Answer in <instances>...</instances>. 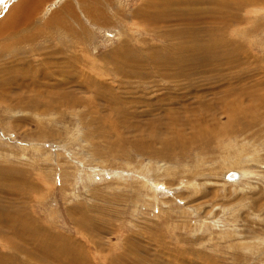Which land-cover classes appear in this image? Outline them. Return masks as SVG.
I'll list each match as a JSON object with an SVG mask.
<instances>
[{
    "label": "rangeland",
    "instance_id": "374dc122",
    "mask_svg": "<svg viewBox=\"0 0 264 264\" xmlns=\"http://www.w3.org/2000/svg\"><path fill=\"white\" fill-rule=\"evenodd\" d=\"M32 1L20 28L0 3V263L49 264L3 228L21 212L57 264H264V106L241 95L264 85V0ZM192 20L236 63L176 77Z\"/></svg>",
    "mask_w": 264,
    "mask_h": 264
},
{
    "label": "bare ground",
    "instance_id": "6f19581e",
    "mask_svg": "<svg viewBox=\"0 0 264 264\" xmlns=\"http://www.w3.org/2000/svg\"><path fill=\"white\" fill-rule=\"evenodd\" d=\"M19 4L16 6L17 9L13 10L12 11V17H17L18 21H19V28L21 27V25H25V23H29V21H31L33 19L34 16H36V6L35 4L33 3L32 0H18ZM28 1V5H26V2ZM178 1V0H177ZM233 1V2H232ZM29 2L31 3L30 6H29ZM173 2V1H172ZM181 2V1H180ZM184 2H187L189 3V1H184ZM252 2V1H251ZM233 3H236V1L234 0H228V1H225V2H222V3H219V4H215V5H218L220 8H223V9H229V10H232L231 8V5ZM263 3V2H262ZM200 4V3H199ZM239 4V3H238ZM237 4V8H240L241 6ZM213 5V4H212ZM1 6V5H0ZM38 7V6H37ZM169 7V6H168ZM236 7H235V11H236ZM6 8V7H5ZM2 9V8H1ZM0 9V10H1ZM68 9V8H67ZM171 10V9H170ZM69 11V10H68ZM151 11V10H150ZM149 11V12H150ZM152 12V11H151ZM144 14V13H143ZM156 14V13H155ZM9 15V16H10ZM148 15V14H147ZM59 14H55L53 16V19L56 20V22L59 21V18L58 17ZM145 16V14H144ZM150 16V15H149ZM154 16V14H153ZM61 17V16H60ZM58 18V19H57ZM151 18V17H150ZM158 18V16H157ZM16 19V20H17ZM144 19H146L144 17ZM148 19V18H147ZM167 19V18H166ZM13 20V19H11ZM65 20V19H64ZM181 20V19H180ZM9 20L5 21L2 25V27L0 26V33H4L6 32L5 29H13L12 31H15L14 29L16 28V25L13 23V22H8ZM171 21V20H170ZM148 22V21H147ZM154 22V21H153ZM169 22V21H168ZM172 22V21H171ZM174 22V21H173ZM62 23V22H61ZM170 23V22H169ZM199 24V22L197 20H192V22H190L187 26L188 28H184V22L183 23H180L179 25V29L178 30H172L170 31L168 37L171 38H178V37H181L182 39H184L183 41V44H181V49H180V52L179 53H175L177 54V56H173V57H176L178 58V60H175L176 62L174 63V66L176 69H178L177 72H175V76L176 77H181L183 73L187 72V77H189L190 75H200L201 74V70H202V73L207 69H209V72L212 70H210L211 67L214 66V64L212 63L214 60L217 62H220L221 65H225V64H234L236 63V59H235V52L234 51H231L228 53V51L224 50L223 48H225L226 46H221V45H218L216 46L215 48H211V47H208V45H206V43L204 42V40L202 39L203 38V35L204 33H207L208 36L210 35H213V31L215 29V26L217 24H219L217 22H215V26H213L212 23L211 24V29L209 28H206V30H203V31H198L196 29V26ZM22 26V27H23ZM218 26V25H217ZM18 28V29H19ZM217 29L221 28L220 26L216 27ZM226 28V26H225ZM41 29V28H40ZM175 29V28H174ZM177 29V28H176ZM18 31V30H17ZM7 33V32H6ZM44 33V32H42ZM166 33V32H165ZM166 35V34H165ZM10 36V35H9ZM11 37V36H10ZM35 37V36H34ZM248 37V36H247ZM23 40H25L23 38ZM174 40V39H173ZM220 40V39H219ZM28 41V40H27ZM27 41H24L23 43H26ZM224 41V40H223ZM222 41V42H223ZM22 42V41H20ZM197 43L195 46L191 45V43ZM18 44H20L19 42H17ZM221 44V43H219ZM9 48V47H8ZM180 48V47H179ZM4 52L6 51L3 50ZM3 51H1L3 53ZM176 51V50H175ZM0 52V53H1ZM170 52H174L173 49L170 51ZM217 52V53H215ZM24 53V52H23ZM238 53V52H236ZM172 55V53H169ZM45 56V55H44ZM166 60V59H165ZM25 61V60H24ZM24 61L21 60L19 61L20 64L23 63L24 65ZM33 61V60H32ZM34 62V61H33ZM32 62V63H33ZM162 62V61H161ZM164 62V61H163ZM167 62V61H165ZM13 61L10 63L11 66H14L13 65ZM48 63V62H47ZM40 65V64H39ZM159 65V64H158ZM212 65V66H211ZM37 66V64H36ZM170 66V65H169ZM41 67V66H40ZM167 67V66H165ZM173 69V68H172ZM7 70V69H6ZM35 70V69H33ZM42 70V69H41ZM182 70V72H181ZM204 70V71H203ZM40 70L38 69L37 73H35V75L32 76V80H33V83L37 81V79L40 77V76H44L46 75L45 73L43 72H39ZM43 71V70H42ZM176 71V70H175ZM45 72V70H44ZM16 73V72H15ZM249 72H246V74L248 75ZM17 75H15L14 77H9L8 78H11V79H7L9 80V82L7 83L6 80L2 81V83H4L6 81V85L8 84H16L19 86V88L28 91L27 89L30 88V86H28V84H26V81L28 79V81L30 80V77L29 74L27 73H23L22 70H18V73H16ZM14 75V74H13ZM52 75V74H51ZM234 76V75H233ZM49 77V76H48ZM166 76H164V78H166ZM235 77V76H234ZM238 77V76H237ZM236 77V78H237ZM43 78V77H42ZM234 78V79H236ZM21 79V80H20ZM26 81H25V80ZM20 80V81H19ZM41 80V79H40ZM46 80V79H45ZM23 81V82H22ZM49 81V80H48ZM29 83H31V81H29ZM32 83V85H33ZM40 83V82H39ZM3 85V84H2ZM5 85V84H4ZM5 85V86H6ZM30 85V84H29ZM34 87H37L36 83H34ZM41 86V85H40ZM262 86H264L262 83L258 86H256L254 89L252 90H241V95H244L245 97H247V101L250 102L249 104H253V103H257L258 105H261V106H264V89ZM8 87V86H7ZM10 89V88H9ZM11 90V89H10ZM2 91V90H1ZM7 91V90H5ZM4 91V92H5ZM8 92V91H7ZM18 94V93H17ZM14 95V94H13ZM20 95V94H19ZM17 96V95H16ZM22 94L19 96L21 97ZM27 97V96H26ZM38 97H39V94H38ZM23 98V96H22ZM29 98V97H28ZM177 99V98H176ZM164 102V101H163ZM173 103V102H172ZM164 105V104H163ZM171 105V104H170ZM236 106L237 107H241L244 109L243 111L246 112L247 114L252 111V109L248 106H244L242 104V101H238L236 102ZM163 107V106H162ZM234 109V111H233ZM231 108L227 113L228 115L230 114H234V113H237L235 112V107L234 108ZM239 112V111H238ZM145 113V112H144ZM184 125V123H183ZM194 129V128H193ZM154 136V135H153ZM156 138V137H155ZM201 139V137H200ZM195 141V140H194ZM236 177H238V175L236 173H233L231 174V179H235ZM17 212V211H16ZM1 216V215H0ZM9 218V217H8ZM1 219V218H0ZM10 220L11 222L9 223L10 225H12L11 227L8 225V226H3V228H6V229H9L12 231L13 233V236H15V238L12 236V239L15 240V239H18L19 237L23 238V236H28L30 238V241L32 240L33 242H36L34 240L38 239V242L39 244H37V246H35V248L33 250H28V248H24L23 247H19L17 244H14V242L12 243L10 240V244L12 247H16L15 249H18L20 248V250L22 249L23 250V253L26 252V249L28 250L27 254L30 255L29 257L33 256L34 257H38L39 255V259L42 261V260H47L49 262V264H57L56 263V258L58 257L59 258V253H62L63 254V249L61 248H57L56 250V237L54 238H50L49 236H46L44 234H33L30 233V228L28 227V224L26 223V221L22 218V214L21 212L19 213H14L13 215L10 216ZM1 221V220H0ZM5 225H7L8 223L5 222L6 220H3ZM3 225V224H2ZM33 230V229H32ZM10 231V232H11ZM38 231V230H37ZM41 232V231H40ZM46 233V232H45ZM44 235V237H43ZM47 235V234H46ZM27 237V238H28ZM19 238V239H20ZM25 238V237H24ZM26 238V239H27ZM25 241V240H24ZM16 243V242H15ZM30 243V242H29ZM32 243V242H31ZM23 245V244H22ZM25 245V244H24ZM18 247V248H17ZM30 248V247H29ZM37 248V249H36ZM31 249V248H30ZM36 249V251H35ZM21 250V251H22ZM57 251V253L55 252ZM26 254V255H27ZM47 254H51V257L48 256ZM52 259V260H51ZM55 259V260H54ZM58 260V259H57ZM59 262H60V259H59ZM61 263V262H60ZM0 264H7V262L5 263H0Z\"/></svg>",
    "mask_w": 264,
    "mask_h": 264
},
{
    "label": "snow or ice",
    "instance_id": "6c2138e0",
    "mask_svg": "<svg viewBox=\"0 0 264 264\" xmlns=\"http://www.w3.org/2000/svg\"><path fill=\"white\" fill-rule=\"evenodd\" d=\"M6 2V0H0V3H5Z\"/></svg>",
    "mask_w": 264,
    "mask_h": 264
}]
</instances>
